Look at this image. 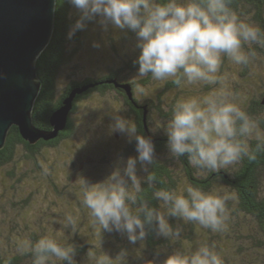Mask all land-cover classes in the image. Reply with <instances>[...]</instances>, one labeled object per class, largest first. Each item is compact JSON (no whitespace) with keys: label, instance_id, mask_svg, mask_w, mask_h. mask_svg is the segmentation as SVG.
<instances>
[{"label":"clouds","instance_id":"clouds-1","mask_svg":"<svg viewBox=\"0 0 264 264\" xmlns=\"http://www.w3.org/2000/svg\"><path fill=\"white\" fill-rule=\"evenodd\" d=\"M68 3L79 13L68 33L69 39L86 26L85 22L96 18L104 28L111 25L127 29L135 34L139 49L136 76L171 80L177 87L185 83L216 84L221 79L218 73L224 57L246 66L255 50L249 47L246 51L244 46H264V31L242 20L230 7L231 0H68ZM139 91L142 93L143 89ZM231 96L224 90L204 97L190 96L173 106L164 127L171 158L185 157L191 167L210 172L235 166L245 157L255 159L247 138L254 133L256 122ZM113 121V131L125 134L129 140L135 139L137 155L129 156L122 168L116 167L101 182L89 184L84 180L82 203L101 232L126 233L130 243L140 241L142 248L145 225H154L157 235L167 239L181 236V229L169 224V216L184 223H198L212 232L226 229L227 202L233 198L229 194L205 192L187 185L179 193L172 189L153 191L158 208L138 199L142 181L149 187L156 182L155 174L149 170L156 161L155 145L151 137L138 133L131 119L114 113ZM137 164L146 176L137 175ZM75 226L76 219L67 216L64 228ZM17 250L20 255L30 253L32 264H49L53 260L76 264L73 258L76 247L72 243L61 244L50 236L24 240ZM117 256L120 264H127L126 249H121ZM163 264H224V261L214 245L205 243L191 252L174 249Z\"/></svg>","mask_w":264,"mask_h":264},{"label":"trees","instance_id":"trees-1","mask_svg":"<svg viewBox=\"0 0 264 264\" xmlns=\"http://www.w3.org/2000/svg\"><path fill=\"white\" fill-rule=\"evenodd\" d=\"M230 7L242 20L264 31V0H231ZM77 19H79V13L68 3V0H57L52 37L36 60L41 88L32 113L34 125L43 130L52 129L50 118L53 112L62 106L75 89L86 88V90L76 95L67 126L54 139L47 141L41 139L35 144H30L22 138L19 129L13 126L7 134L5 146L0 149V170L6 172V178L14 179L17 164L15 155L17 150L22 148L24 161L32 162L35 169L40 172L37 158L42 150L59 147L70 140L75 133L76 122L73 113L77 111L78 103L87 101L96 94L104 96L106 93H115L129 109L132 120L137 125L138 133L151 137L155 145L156 161L149 170L155 174L156 182L154 186L149 187L146 181H142L143 190L138 194V199H144L149 206L158 208V201L152 198L153 191L172 189L179 193L187 185L205 192L229 194L233 198L227 202L229 217L227 226L224 231L212 232L198 223H184L178 217L169 216V224L173 228L179 227L181 236L167 239L157 235L154 225H145L146 236L141 248V242L130 243L126 233L101 232L99 225L92 223L89 210L83 205V201H69L68 210L60 208L58 212L48 216L43 212L45 208H37L33 204L35 201L40 202V198L32 200L36 190L23 196L25 180L16 178L14 184L18 185L17 194L19 198L21 197L20 201L17 204L15 200H11L10 206L14 208H1L3 219L0 215V264H32V255L30 253L20 255L17 250L18 245L24 240L36 241L44 236H50L61 244L72 243L76 247L73 257L76 264H120V257L117 255L121 249L128 251L127 264H145L146 261L163 264L172 250L191 252L205 243L215 246L224 264L241 262L242 258L239 256L242 255L243 250L252 258L249 264H264V147H257L264 144V138H247L251 149L255 152L253 160L245 157L235 166L210 172L191 167L187 159L181 157L178 159L181 167L177 172L174 167L176 162L170 158L169 153H166L167 136L162 129L171 117L173 106L185 97H181V92H178V87L171 80L164 81V85H158L159 82L154 83L150 76L145 78L136 76L138 71L136 59L139 49L136 44L135 48H131V41L135 42L136 38L135 34L127 29L120 30V38L123 41L122 51L118 50L116 43L111 42L113 39L109 38L110 47L116 52L112 54L113 61L106 63L98 73L92 76L79 78L76 75H70L68 70L82 49L83 39L88 35L86 31L90 27V21L85 22L86 26L77 30L69 39L68 33ZM125 41L130 43L126 44ZM244 47L246 51L249 47L254 49L255 56L248 65H238V67L246 74L250 72L262 80L259 92L248 101L245 111L264 133V79H260L262 77L260 70L264 67V46L252 44ZM225 58L227 57L223 58V64H225ZM241 76L245 77V74ZM136 78L139 79L136 80ZM61 80L65 81L63 88H60ZM123 86L131 87L132 98H129ZM139 89H146L150 95L147 94L146 98H142L145 95L140 94L141 98L137 97ZM170 92L173 93V98L169 100L167 94ZM155 116L161 120V125L158 127L156 126L158 123H154ZM93 138L95 136H92ZM98 143L100 142L93 144L98 145ZM131 145L132 149L136 150L135 139ZM142 173H144L143 177L146 176L143 170L141 173L137 172V175ZM48 183L57 188L53 179L50 178ZM222 187L226 188L228 193L222 192ZM11 189L15 193V188ZM79 190L78 194H83L82 188ZM53 204L55 205V202ZM69 215L76 219L74 229L64 228L65 218ZM1 223L4 224L3 227ZM49 264H60V262L53 260Z\"/></svg>","mask_w":264,"mask_h":264},{"label":"rangeland","instance_id":"rangeland-1","mask_svg":"<svg viewBox=\"0 0 264 264\" xmlns=\"http://www.w3.org/2000/svg\"><path fill=\"white\" fill-rule=\"evenodd\" d=\"M89 26L86 31L88 35L83 39V47L77 54L78 56L72 61L68 70L70 75H76L79 78L98 73L106 63L108 64L109 61L114 60L112 54L116 52L111 49V42L114 41L116 43L118 50L122 51L121 46H123V41L120 38V29L111 25H108L107 28L102 27L99 23V18L90 21ZM110 37L113 39L111 42ZM133 42L134 40L131 41V48L136 44V40ZM125 43L130 42L125 41ZM121 51L118 52L122 54ZM260 71V74H262L260 79H264V67ZM241 74H245V77H242ZM218 75L221 79L216 84L203 82L195 84L185 83L178 87V92H181V97L188 98L190 96L204 97L227 90L232 94L231 99L233 102L245 111L248 101L259 92L262 80H259L257 76L250 72L246 74L228 58H225V64L222 63ZM60 82V88H63L65 81L61 80ZM158 82V85H164V81ZM154 83H156V80H154ZM140 94L145 95L142 98H146L147 94L150 95L149 91L146 92V89L142 93L139 91L137 97L141 98ZM167 95L169 100L173 98V93L170 92ZM114 113L131 120L133 119L129 109L115 93H106L104 96L96 94L87 101L78 103L77 111L73 113V118L76 122L75 133L70 140L62 143L59 147L42 150L37 158V164L39 165V168H37L40 172L35 169L32 162L24 161V152L22 148H19L15 155L17 164L14 170V179L25 180L24 183L26 185H23V189H25L23 196H27L28 192L36 190L32 195V200L40 198V202H32L37 208H45L43 212L48 216L55 214L60 208L68 210L69 201H83V194H78V191H80V188L83 190L84 180L89 184L101 182L116 167L122 168L129 156L135 157L137 153L136 150L132 149L131 145L134 139L129 140L123 133H119L118 138H116L118 131L111 129L114 122ZM155 119L156 122L154 121V123H158L156 125L158 127L161 125V120L156 116ZM256 125L254 133L249 138H264V133L257 123ZM162 130L164 131V129ZM92 136H95V138L92 139ZM94 142L100 143L94 145ZM166 153H168V149ZM173 160L176 162L174 167L179 172L181 166L178 163V159ZM141 171L139 164H137V172L141 173ZM5 175L6 172L0 170V215L2 219L3 210L1 208H14L10 206L11 200H15L18 204L21 198L18 197V185L14 184L15 180L6 178ZM143 175L144 173L139 176L143 177ZM50 178L55 181L57 188L49 185L48 181ZM32 182L33 187L31 188L33 189L30 188ZM11 188H15V193H13ZM221 191L228 193L227 189L223 187ZM54 202L55 205L53 204ZM3 225L1 223L2 227ZM18 241L20 242L19 238ZM239 258L242 259L238 264H249V260L252 259L245 250H243Z\"/></svg>","mask_w":264,"mask_h":264},{"label":"water","instance_id":"water-1","mask_svg":"<svg viewBox=\"0 0 264 264\" xmlns=\"http://www.w3.org/2000/svg\"><path fill=\"white\" fill-rule=\"evenodd\" d=\"M56 5L57 0H0V149L13 126L30 144L58 137L67 126L76 95L86 90L75 89L53 112L52 129L34 125L32 113L41 88L36 60L52 37ZM123 88L132 98L130 87Z\"/></svg>","mask_w":264,"mask_h":264}]
</instances>
